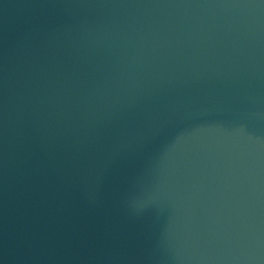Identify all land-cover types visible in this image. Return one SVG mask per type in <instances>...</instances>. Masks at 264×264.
<instances>
[{"label":"water","instance_id":"obj_1","mask_svg":"<svg viewBox=\"0 0 264 264\" xmlns=\"http://www.w3.org/2000/svg\"><path fill=\"white\" fill-rule=\"evenodd\" d=\"M0 264H264V0H0Z\"/></svg>","mask_w":264,"mask_h":264}]
</instances>
